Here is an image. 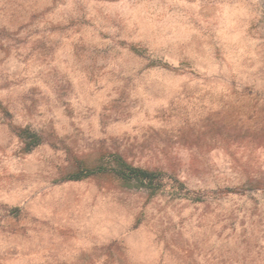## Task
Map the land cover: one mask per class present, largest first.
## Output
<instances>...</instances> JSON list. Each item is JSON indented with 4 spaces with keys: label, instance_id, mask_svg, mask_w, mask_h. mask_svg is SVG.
Returning <instances> with one entry per match:
<instances>
[{
    "label": "clouds",
    "instance_id": "9594fccd",
    "mask_svg": "<svg viewBox=\"0 0 264 264\" xmlns=\"http://www.w3.org/2000/svg\"><path fill=\"white\" fill-rule=\"evenodd\" d=\"M0 264H264V0H0Z\"/></svg>",
    "mask_w": 264,
    "mask_h": 264
}]
</instances>
